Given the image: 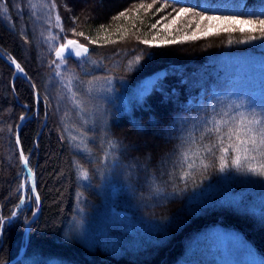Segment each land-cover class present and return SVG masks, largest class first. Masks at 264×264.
<instances>
[{
	"label": "trees",
	"instance_id": "trees-1",
	"mask_svg": "<svg viewBox=\"0 0 264 264\" xmlns=\"http://www.w3.org/2000/svg\"><path fill=\"white\" fill-rule=\"evenodd\" d=\"M55 2L53 9L51 0H0V49L33 83L0 57V264L21 247L15 264H224L217 258L219 233L238 234L264 261V176L248 172L247 162L237 170L231 151L221 172L217 134L206 131L221 119L231 124L238 112L259 113L256 105L245 93L233 102L221 95L212 104L192 102L225 87L222 56H264L258 25L241 32L239 25L223 31L216 24L205 36L209 21L196 13L264 18V0ZM181 7L195 12L172 23ZM194 33L195 40L184 39ZM65 37L87 44L88 56L61 64L55 50ZM161 68L169 70L138 98L136 85ZM23 115L29 118L18 139L35 173L39 205L27 192L25 206L9 220L22 196L17 128ZM204 145L216 147L208 153ZM260 163L264 157L251 161ZM64 170L67 187L56 177ZM106 173L120 185L113 196L102 187ZM109 202L119 212L110 213ZM87 226L94 235H85Z\"/></svg>",
	"mask_w": 264,
	"mask_h": 264
},
{
	"label": "snow or ice",
	"instance_id": "snow-or-ice-1",
	"mask_svg": "<svg viewBox=\"0 0 264 264\" xmlns=\"http://www.w3.org/2000/svg\"><path fill=\"white\" fill-rule=\"evenodd\" d=\"M169 5H164V7H167ZM51 7L55 9L57 7L55 0H51ZM140 7H144L143 4L140 5ZM152 5L149 4L148 8H151ZM6 10V8H5ZM162 9H157V11H160ZM195 12V9L193 8H185L181 7L178 11H176L175 16L172 19V23H176V21L182 17L186 16L189 13ZM199 16L200 21H209L208 28L204 31V35H211L212 34V26L213 22H215L217 25H222L223 31H235V27H229V26H241L239 30L241 32L247 31H253L255 32L257 30V25L259 26V31L264 33V18H260L259 16L255 19L252 18H244L239 15H231V16H214V15H207L204 12L196 13ZM124 13H119V16H123ZM118 17H114L116 19ZM75 17L73 20L75 21ZM56 20V26L60 28V31L63 32V23L62 18L57 12L55 16ZM159 23V21H157ZM244 25H248L249 28L243 27ZM103 27V26H102ZM152 28H156V24H153L151 26ZM168 25H165V28H167ZM199 24L197 25V30H199ZM71 31L75 35L84 36L83 32L77 33L76 30L73 28ZM197 37L195 33L192 36H185L184 39H193L195 40ZM254 38V37H253ZM50 39H57L56 36H50ZM66 42L61 43L55 50V55L57 59L60 61L61 64H66L67 60L70 56L75 55V57L79 58L82 56H86L89 52V49L83 45L80 44L78 41L74 39H67L64 38ZM143 43L148 44L149 41L145 40ZM166 43H175V41H166ZM140 60L139 57L136 58V62L138 63ZM13 63H16L15 60L12 61ZM56 61H53L55 63ZM17 69L20 71H23V69L20 67V65L16 64ZM59 67V65H58ZM59 74V73H58ZM72 81H68L69 90L71 91V85ZM74 103L77 105V107L81 106V102L75 99L74 94ZM237 108H240L241 105H236ZM227 115V113H225ZM238 117V118H237ZM237 117H230V120L232 121L231 124H229V121H225L223 119L219 121H215L212 128H208L206 131L209 133H216V141L219 145V151L221 152L220 157V171L223 172L225 170L226 164V157L231 151L233 153L231 163L234 167L239 170L240 168L245 166V162H247V171L255 173L256 175L264 176V163H260L258 166L253 167L251 165V161L256 160L257 156L264 157V107H261V110L259 113L253 109L248 114H245L243 112H238ZM23 119V117H21ZM225 124H229L226 131H222V128ZM225 137H227V144H225ZM17 143H19V139H17ZM109 145L112 148H115L117 145L113 141L108 142ZM213 147H216V145L208 146L204 145L203 149L204 151L208 153H212ZM185 160L187 161L188 157L187 154L184 156ZM21 159L23 160L24 164L27 165L28 160L27 158L21 153ZM105 159H107V154L105 156ZM193 165L189 164L188 167L191 168ZM205 168L208 167L207 164L203 165ZM29 172H31V169H29ZM81 178L84 180H87L89 178V172L85 169L81 172ZM34 190V189H33ZM36 200L39 201V196H36ZM21 204L24 203L23 199L20 202ZM20 205H17V208H19ZM17 215L16 212L12 213V217H15ZM35 215V214H34ZM5 226L4 218L0 217V229H2Z\"/></svg>",
	"mask_w": 264,
	"mask_h": 264
},
{
	"label": "rangeland",
	"instance_id": "rangeland-1",
	"mask_svg": "<svg viewBox=\"0 0 264 264\" xmlns=\"http://www.w3.org/2000/svg\"><path fill=\"white\" fill-rule=\"evenodd\" d=\"M74 1L82 2V0ZM215 25L216 23L213 22V26ZM243 27L249 28L248 25H244ZM218 68L221 70V78L223 80V83L225 84V87H223L222 89H212L210 93H208L205 97L196 96L193 101L190 99L189 101H192L193 103L197 104H212L213 98H216L217 96L221 95L228 97V101L233 102L242 93H245V97L247 99L246 101L253 99L251 100V102L256 105L257 111L260 112L261 107H264V56L246 53L226 54L220 58ZM168 70L169 69L161 68L153 72L152 74L142 78L134 88V94L138 98H141L142 96L150 92L161 81L162 77L166 75ZM99 80L101 79L99 78ZM101 84L102 83H100V85ZM254 93H259L260 96L254 97ZM39 101L40 99L38 97L37 103H39ZM141 143L143 144V141ZM107 160H110L109 156H107ZM114 163L115 161L112 160L111 165H113ZM56 177H58L59 181H61L62 186H68L67 175L65 170L59 171ZM24 181H27V191H30L32 193L34 201L37 205H39V201L36 200L37 195L33 193V185L32 183H30L28 175L23 173L21 175V182ZM53 184H51L52 187L55 186H53ZM102 187L105 189L106 192H108L110 196H113L119 189L120 185L113 180L110 173H106L102 181ZM53 189H55V187ZM29 194L30 193H28V195ZM29 197L31 198V196ZM30 200H27V204L30 202ZM109 205L110 213L119 212L116 210L112 202H109ZM34 212H36V209L34 210ZM34 214L32 215L30 222L36 219L38 213ZM91 231H93L91 229V226H87L85 230V235L90 233L91 235L92 233L94 235L95 232ZM219 236L221 238V246L217 254V258L221 260L224 264H264V261L260 260L257 255L251 252L249 244L238 234L219 233ZM185 264L192 263L191 261H187Z\"/></svg>",
	"mask_w": 264,
	"mask_h": 264
},
{
	"label": "water",
	"instance_id": "water-1",
	"mask_svg": "<svg viewBox=\"0 0 264 264\" xmlns=\"http://www.w3.org/2000/svg\"><path fill=\"white\" fill-rule=\"evenodd\" d=\"M69 39H74V40L78 41L80 44L85 45V46L89 49L88 54L90 53V47H89L87 44L82 43L81 41H79L78 39H75V38H69ZM65 42H66V41H65ZM88 54H87V55H88ZM73 56H75V55H73ZM0 57L3 58L7 63L12 64L13 66L16 65V63H13V62H12L13 59L10 58V57H8V56H6L5 53H3V52L1 51V49H0ZM82 57H83V56H82ZM15 72H16V73H19L24 79H26V80L28 81V83L30 84V86H33L32 81L30 80V78H29V76L27 75V73H25V71H20V70L17 69V67L15 66ZM35 95H36V98L39 97L37 93H35ZM27 118H28V117L23 116V119H20V124L23 123ZM19 127H20V126L18 125V128H17V139H18ZM17 147H18L20 153H22V152H21L20 143H17ZM22 162H23V160H22ZM23 168H24V172L27 173V174L29 175L30 180H33L32 172H29V167H28V165H25L24 162H23ZM24 198H25V184L23 185V189H22V198H21V200H22V199L24 200ZM20 202H21V201H20ZM19 205L22 206L23 204L20 203ZM11 218H12V217H11ZM2 231H3V228L0 229V237H2ZM27 234H28V232H27ZM23 249H24V248H22V250L20 251V253H19V254H18V255H17V256L11 261V264H14L18 259H20V257L22 256V253H23Z\"/></svg>",
	"mask_w": 264,
	"mask_h": 264
}]
</instances>
